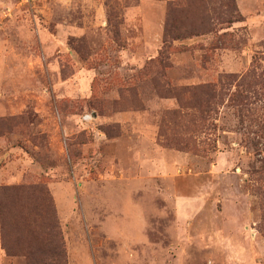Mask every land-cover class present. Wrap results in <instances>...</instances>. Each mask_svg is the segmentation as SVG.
<instances>
[{
    "label": "rangeland",
    "instance_id": "rangeland-1",
    "mask_svg": "<svg viewBox=\"0 0 264 264\" xmlns=\"http://www.w3.org/2000/svg\"><path fill=\"white\" fill-rule=\"evenodd\" d=\"M234 1L0 0V188L44 178L69 264H264V0ZM172 8L198 33L162 55Z\"/></svg>",
    "mask_w": 264,
    "mask_h": 264
},
{
    "label": "trees",
    "instance_id": "trees-1",
    "mask_svg": "<svg viewBox=\"0 0 264 264\" xmlns=\"http://www.w3.org/2000/svg\"><path fill=\"white\" fill-rule=\"evenodd\" d=\"M182 12L180 14L174 8L169 11L162 55L173 48L174 41L198 33L196 30L193 33L186 31L184 22L189 16L185 10ZM236 12L235 1L225 0L219 9L213 10V15L221 23L231 25L243 20ZM206 17L210 19V14H206ZM208 19L207 28L211 25V20ZM206 26L201 25V28H206ZM210 30L209 28L208 31ZM157 65L158 67L166 66L161 58L157 61ZM183 90L191 91L193 97L203 96L199 97L197 105L199 111H205L207 107L213 105L214 101L222 99V92L214 93L215 88L213 89L210 85ZM174 114L180 113L174 112ZM9 129L8 119L0 118V136L7 134ZM190 130L191 128L187 131ZM192 140L186 137L183 146L189 151H197L198 146ZM0 227L1 246L8 257L23 258L25 264H69L55 202L44 178L0 188Z\"/></svg>",
    "mask_w": 264,
    "mask_h": 264
},
{
    "label": "built area",
    "instance_id": "built-area-1",
    "mask_svg": "<svg viewBox=\"0 0 264 264\" xmlns=\"http://www.w3.org/2000/svg\"><path fill=\"white\" fill-rule=\"evenodd\" d=\"M24 3H33V2H35V1H37V0H22Z\"/></svg>",
    "mask_w": 264,
    "mask_h": 264
}]
</instances>
